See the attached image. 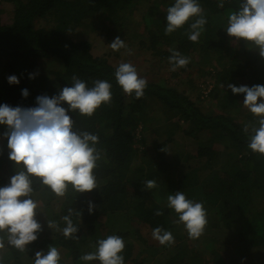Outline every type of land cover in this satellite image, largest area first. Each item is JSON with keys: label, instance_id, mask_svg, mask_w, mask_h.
<instances>
[{"label": "trees", "instance_id": "trees-1", "mask_svg": "<svg viewBox=\"0 0 264 264\" xmlns=\"http://www.w3.org/2000/svg\"><path fill=\"white\" fill-rule=\"evenodd\" d=\"M198 2L208 21L199 43L188 39L187 25L165 35L167 8L174 0H168L155 30L148 31L149 40L152 45L172 44L160 51L166 62L170 49L185 56L215 52L218 60L229 57V64H220L221 70L215 73L217 84L211 90L213 97L222 94L218 111L202 109L163 78L147 80L142 98L127 96L114 77L120 63L114 65L105 55H93L89 41L72 36L76 26L93 27L101 15L105 17L103 25L110 26L103 33L106 39L110 40L111 35L121 36L135 22L129 17L139 6L148 3L147 7L156 11L160 7L157 0H0V67H4L0 71V105L34 108L38 96L51 98L59 95L63 87H71L73 75L89 86L97 79L108 80L113 94L111 105L102 106L91 118L75 111L67 113L77 128L99 136L98 147L105 150L107 160L100 162L96 173L101 187L83 193L70 190L64 200L41 193L44 207L36 215L41 225L37 240L26 246L25 253L9 248L3 254V264H33L35 254H47L50 245L60 248L71 264H82L79 257L83 255L80 249L83 241L92 244L89 251H93L97 239L113 234L125 240L122 253L125 264H153V254H162L169 248L172 254L162 264H233L238 257L244 264H264V156L247 147L248 136L243 127L254 124L255 119L253 115L244 118L238 115L244 94H233L228 88L229 84L264 86V58L243 40L239 44L242 49L231 48L226 43L233 39L225 30L228 12L243 0H225L223 8L217 6L218 0ZM4 3L11 5L10 15L4 14ZM38 64L46 66L45 72L36 69ZM30 74H35L34 78L30 79ZM11 75L18 78V84H9L7 78ZM23 89H27V97L21 95ZM146 99H155L177 117L174 128L181 132L182 139H190L189 143L195 146L193 154L177 151L174 137L162 138L158 131L161 125L142 131L149 125L143 105ZM61 106L68 108L66 103ZM7 130V126L0 125V187L7 186L17 172L8 155L4 135ZM204 134L210 138L203 137ZM147 180H156L160 186H175L188 192L193 200L204 203L208 225L198 242L188 238L183 225L171 222L174 216L167 204L154 202L144 191ZM89 203L93 206L91 213ZM68 208L74 210L76 239H65L48 227V220L60 221L61 216L68 215ZM157 210L164 214L156 216ZM118 216L125 221V227L136 221L148 232L145 236L135 233L136 237H129L123 228L113 232L111 222ZM156 227L170 230L175 237L174 245H157L152 238ZM148 239L151 243L146 244ZM221 251L227 259L224 262ZM140 252H146V256L139 257Z\"/></svg>", "mask_w": 264, "mask_h": 264}, {"label": "clouds", "instance_id": "clouds-1", "mask_svg": "<svg viewBox=\"0 0 264 264\" xmlns=\"http://www.w3.org/2000/svg\"><path fill=\"white\" fill-rule=\"evenodd\" d=\"M225 0H218V7H224ZM165 35H171L188 26V39L199 43L206 31L207 19L198 0H174L167 8ZM226 32L236 41L243 40L259 51L264 58V0H243L227 15ZM113 51L131 50L119 37L109 45ZM168 57L170 71L186 68L191 58L170 49ZM30 74L29 78H34ZM115 80L123 93L135 99L145 95L148 81L142 78L131 62L120 63L114 72ZM9 84H18L15 75L8 78ZM71 87H63L59 95L49 98L38 96L36 107L21 108L0 105V125L7 126L9 159L17 172L7 186L0 187V264L3 254L9 248L25 253L26 246L37 240L41 225L36 220L37 211L43 210L41 193L51 194L57 200H64L71 190L74 193L91 192L101 187L97 178L100 162H106L105 150L98 147L99 136L75 126L67 114L75 111L80 116L91 118L102 106L112 103V84L108 80H94L92 86L73 75ZM223 87V85H221ZM233 94H244L243 106L253 115L255 123H247L243 132L248 136L247 147L253 153L264 156V86L236 87L228 85ZM28 96L27 89L21 92ZM66 103L68 108L61 106ZM144 186L151 190L158 187L156 180H147ZM167 208L171 209L174 225H183L190 240L200 239L208 225V213L202 201L186 197L183 191L167 196ZM93 206L89 203V212ZM60 221L48 220V227L65 239H76L78 228L73 222V209ZM162 210L155 212L163 215ZM79 219V213H76ZM61 222L63 227H61ZM152 238L161 246L174 245L175 237L170 230L156 227ZM94 250L84 253L79 260L84 264H125L123 251L125 240L113 234L99 238ZM33 264H71L62 250L50 245L47 254L37 252Z\"/></svg>", "mask_w": 264, "mask_h": 264}, {"label": "rangeland", "instance_id": "rangeland-1", "mask_svg": "<svg viewBox=\"0 0 264 264\" xmlns=\"http://www.w3.org/2000/svg\"><path fill=\"white\" fill-rule=\"evenodd\" d=\"M160 4L155 10H150L149 4L139 6L138 10L129 17L132 22L126 31L123 32L121 36L111 35V39L107 40L103 33H106V28L110 26L105 23L104 15L96 18V21L93 24V27L83 28L81 26H76L72 32L73 37L78 39H86L91 44V52L93 55H105L106 59L111 64H118L122 62H131L137 69L139 75L146 80H156L158 78H163L168 81L170 84L176 86L179 91H183L191 100L201 106L204 110L218 111L219 109V98L222 94L217 93V96L213 97L211 90L214 85L217 84L215 73L221 70L222 66H227L229 64V57H225L222 60L216 58L217 54L214 52L207 55H198L193 53L188 55L191 58V62L186 68H180L177 71H170V65L164 60L160 53L161 50L166 49V47H171V43H160L152 45L149 40V30H155L154 27L156 22L161 19L162 13L164 12V7L168 0H157ZM5 15H10L12 12L11 5L4 3L3 4ZM151 13V15H148ZM116 31L114 34H116ZM116 37H119L122 41L125 42L127 48L131 50V54H127L125 49L119 51H113L109 45L114 41ZM227 45L231 48L236 47L242 49L239 45L242 43V40L236 41L235 38H229L226 41ZM5 57V56H4ZM53 64V62H52ZM56 64V63H55ZM54 64V65H55ZM2 65V64H1ZM46 66L38 64L36 69L43 73L45 72ZM4 67H0L2 71ZM219 83V82H218ZM220 85V84H219ZM246 86V85H245ZM220 92L223 90L219 86ZM211 93V94H210ZM143 105L146 108L147 115L149 120V125L147 128H142V131H149L151 128L160 127L158 130L162 138L174 137L177 141L176 150L179 152H195V146L190 144V139H182L181 132L177 131L174 128V125L177 123V117L172 115L161 103L155 99L143 101ZM240 117L244 118L245 115H252L248 109H246L243 104L240 106ZM177 131V132H176ZM203 137L210 138V135L204 134ZM215 145H219L218 141L212 139ZM138 148V144L136 145ZM166 186H160L158 184L157 188L147 189L144 187V191L154 200V202L160 203L162 205L167 204V196L169 194H175L180 191L179 188H174L166 184ZM169 186V187H168ZM183 191V190H182ZM184 192V191H183ZM186 197L193 199L188 192H184ZM190 195V196H189ZM194 196V195H192ZM195 198V196H194ZM114 222H111L110 229L115 232L116 229L123 228L124 231H128L130 234L129 237H136L135 233H138L139 236H145L148 230L145 227L139 225L136 221L134 224H131L128 227H125V221L121 217H114ZM130 222V221H129ZM128 222V223H129ZM212 234V233H211ZM214 235H217V232L214 231ZM198 242V240H196ZM151 243L148 239L147 243ZM224 245L223 242H220ZM159 243H157L158 245ZM197 243H193L195 247ZM80 249L83 250V254L88 252L92 248V244L87 243L86 240L83 241L80 245ZM145 250V248H140ZM169 248L163 253L153 254L151 263L153 264H162L167 257H170L172 250ZM136 251H139V246L137 245ZM139 257H145L146 252H140ZM222 261H226L225 252L221 251ZM236 259V260H235ZM231 263V262H230ZM264 263V262H263ZM84 264V262H82ZM127 264V263H126ZM233 264H244L242 258H234Z\"/></svg>", "mask_w": 264, "mask_h": 264}]
</instances>
